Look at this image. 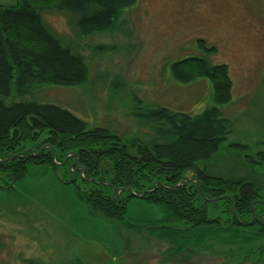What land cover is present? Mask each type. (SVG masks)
Segmentation results:
<instances>
[{"label":"rangeland","instance_id":"obj_1","mask_svg":"<svg viewBox=\"0 0 264 264\" xmlns=\"http://www.w3.org/2000/svg\"><path fill=\"white\" fill-rule=\"evenodd\" d=\"M19 1L0 4L15 6ZM43 18L66 45L83 55L87 75L82 84L43 85L24 98L67 108L90 128L107 127L124 142L138 138L152 145L168 140L155 135L154 124L139 118L151 107L195 115L213 103L209 78L182 82L173 72L174 63L206 55L205 47L212 49L207 52L210 62L229 66L234 96L222 108L231 132L215 156L201 162L202 168L225 178L251 179L264 191V0H133L119 10L111 28L84 36L77 34L71 13L49 10ZM75 24L79 26L77 20ZM47 138L48 133L16 154H39L50 145L43 143ZM71 154L63 157L54 150L59 177L33 167L16 183L7 171H0V264H264L262 235L246 243L221 233L194 248H176L146 229L149 226L128 227L127 222L148 216L135 198L123 220L94 213L74 185L60 182L75 179L85 195L96 189V181L103 193L112 192L97 178H85L80 158L72 160ZM8 183L16 184L8 191ZM118 190L112 195L115 200L128 195L127 189ZM258 202L264 205V197ZM261 204L256 206L257 217L264 212ZM227 209L228 201L206 205L222 226L231 224ZM255 217L248 219L250 224Z\"/></svg>","mask_w":264,"mask_h":264},{"label":"trees","instance_id":"obj_2","mask_svg":"<svg viewBox=\"0 0 264 264\" xmlns=\"http://www.w3.org/2000/svg\"><path fill=\"white\" fill-rule=\"evenodd\" d=\"M132 2L20 0L15 6L0 4V171H7L6 175L16 183L29 176L33 167L47 168L59 177L54 150L63 157L73 152L72 160L79 157V165L85 167V178H97L112 195L114 190H128L124 191L127 196L115 200L98 189L100 182L95 178L96 189L88 190V195L81 192L75 179L59 181L74 185L79 199L96 214L123 220L130 210V201L135 198L147 208L148 216L135 224L127 222L128 227L137 230L136 224L149 226L146 229L176 248L189 245L194 248L221 233L223 238L242 237L246 243L255 234L264 236V212L258 217L256 213V206L261 204L258 198L264 197L262 188L251 179L225 178L202 168L201 162L212 159L231 132V122L222 108L234 96L229 66L211 63L207 52L212 49L205 47L206 55L190 56L173 64L174 75L182 82L210 79L211 105L195 115L165 106L151 107L138 115L145 123L154 124L155 135L167 138L165 142L147 145L138 138L124 142L107 127L90 128L67 108L24 98L43 85L82 84L87 75L83 55L47 26L44 11L73 14L75 30L84 36L111 28L119 10ZM46 133L48 138L43 143L50 147L25 157L16 154ZM189 174V179L179 185ZM16 183H8L5 189L12 190ZM141 191L146 192L140 197L135 195ZM220 201H228L226 213L230 225L222 226L220 218L211 217L206 210L207 204ZM254 212L256 217L250 224ZM263 247L264 244L260 245L259 250Z\"/></svg>","mask_w":264,"mask_h":264},{"label":"water","instance_id":"obj_3","mask_svg":"<svg viewBox=\"0 0 264 264\" xmlns=\"http://www.w3.org/2000/svg\"><path fill=\"white\" fill-rule=\"evenodd\" d=\"M82 170H84V169H82ZM187 179H189V176H188V175L185 176V178L183 179V181H182L179 185H183ZM196 181H197L198 184H199V181H198V180H196ZM179 185H178V186H179ZM122 190H123V189H120V190L118 191V193H120ZM114 192H115V190H114ZM135 195L138 196V197H140L142 194H135ZM254 216H255V214L253 215V219H254Z\"/></svg>","mask_w":264,"mask_h":264}]
</instances>
